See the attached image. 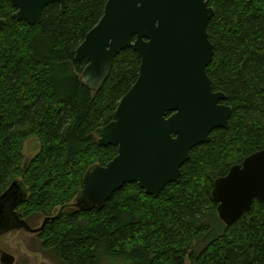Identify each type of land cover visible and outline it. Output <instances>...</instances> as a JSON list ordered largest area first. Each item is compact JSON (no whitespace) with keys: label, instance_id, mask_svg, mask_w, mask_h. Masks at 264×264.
Instances as JSON below:
<instances>
[{"label":"trees","instance_id":"obj_1","mask_svg":"<svg viewBox=\"0 0 264 264\" xmlns=\"http://www.w3.org/2000/svg\"><path fill=\"white\" fill-rule=\"evenodd\" d=\"M107 1L68 0L64 11L54 2L35 24L0 1V196L20 179L28 195L19 216L28 223L55 217L38 237L59 264H264V200L228 226L212 196L218 177L264 148V0H209L207 73L233 109L229 127L193 148L179 181L157 196L127 183L103 209L84 211L72 205L84 174L118 153L99 145L95 130L115 119L140 67L127 48L99 90L83 84L88 61L77 60L76 49ZM32 137L39 151L25 163L23 145Z\"/></svg>","mask_w":264,"mask_h":264},{"label":"water","instance_id":"obj_2","mask_svg":"<svg viewBox=\"0 0 264 264\" xmlns=\"http://www.w3.org/2000/svg\"><path fill=\"white\" fill-rule=\"evenodd\" d=\"M1 1V0H0ZM13 17L30 24L41 21L44 9L68 0H9ZM251 1V0H248ZM215 14L209 0H108L99 22L86 34L75 53L86 59L81 80L99 90L114 59L127 48L140 58L138 78L122 97L115 119L95 130L99 145L117 146L106 165L95 164L83 176V187L72 204L84 211L101 210L127 183H138L157 196L182 176L191 150L210 141L217 128H228L232 107L226 94L214 91L207 67L214 55L208 24ZM6 19L0 16V29ZM28 191L14 180L0 196V234L14 228L41 231L49 219L33 228L17 212ZM212 196L220 219L231 225L264 200V148L247 156L218 177ZM11 264L12 257L3 255ZM6 259V260H5Z\"/></svg>","mask_w":264,"mask_h":264},{"label":"rangeland","instance_id":"obj_3","mask_svg":"<svg viewBox=\"0 0 264 264\" xmlns=\"http://www.w3.org/2000/svg\"><path fill=\"white\" fill-rule=\"evenodd\" d=\"M39 147L40 143L36 137L24 142L25 163L39 151ZM43 220V216H37L30 219L29 223L31 227L37 228L42 225ZM5 254L12 257L11 264H59L55 252L42 248L38 233L24 229L14 228L0 234V264H7L2 259Z\"/></svg>","mask_w":264,"mask_h":264}]
</instances>
